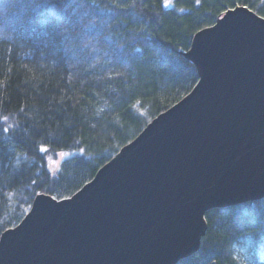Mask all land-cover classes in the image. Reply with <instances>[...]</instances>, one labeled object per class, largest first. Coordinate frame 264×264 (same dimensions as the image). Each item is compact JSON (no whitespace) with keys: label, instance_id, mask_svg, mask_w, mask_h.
<instances>
[{"label":"trees","instance_id":"16d2710c","mask_svg":"<svg viewBox=\"0 0 264 264\" xmlns=\"http://www.w3.org/2000/svg\"><path fill=\"white\" fill-rule=\"evenodd\" d=\"M245 4L264 16V0H0V237L39 193L71 196L187 95L199 74L181 52L224 5ZM206 219L178 264H264V198Z\"/></svg>","mask_w":264,"mask_h":264},{"label":"water","instance_id":"95a60500","mask_svg":"<svg viewBox=\"0 0 264 264\" xmlns=\"http://www.w3.org/2000/svg\"><path fill=\"white\" fill-rule=\"evenodd\" d=\"M233 8L181 52L194 88L69 199L39 193L0 264H178L207 212L264 198V16Z\"/></svg>","mask_w":264,"mask_h":264},{"label":"snow or ice","instance_id":"6c2138e0","mask_svg":"<svg viewBox=\"0 0 264 264\" xmlns=\"http://www.w3.org/2000/svg\"><path fill=\"white\" fill-rule=\"evenodd\" d=\"M197 2H199V0H197ZM248 5H242V7H247ZM224 10H225V14H227V12H230V11H234V8H229L227 5H224ZM5 121L8 119L7 117H4L3 118ZM4 131L6 132L7 129H4ZM41 147V146H40ZM44 147V151L43 152H46L48 149L46 146H43ZM40 150V149H39ZM70 155V153H66L65 152V155L64 156H68ZM52 199H55V197H52ZM63 199H69L68 197H63Z\"/></svg>","mask_w":264,"mask_h":264},{"label":"rangeland","instance_id":"374dc122","mask_svg":"<svg viewBox=\"0 0 264 264\" xmlns=\"http://www.w3.org/2000/svg\"><path fill=\"white\" fill-rule=\"evenodd\" d=\"M64 155H65V153H60V158H63ZM50 165H51V167H52L53 169H56L57 166L59 165V162H58V161L51 160V164H50ZM242 252L244 253V255H245L246 257H250L249 250L242 248Z\"/></svg>","mask_w":264,"mask_h":264}]
</instances>
